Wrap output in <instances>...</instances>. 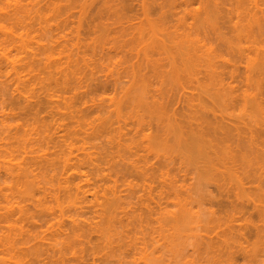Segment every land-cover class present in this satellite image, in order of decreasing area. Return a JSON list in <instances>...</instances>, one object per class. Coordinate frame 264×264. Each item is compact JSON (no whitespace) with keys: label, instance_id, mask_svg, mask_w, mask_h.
Here are the masks:
<instances>
[{"label":"rangeland","instance_id":"1","mask_svg":"<svg viewBox=\"0 0 264 264\" xmlns=\"http://www.w3.org/2000/svg\"><path fill=\"white\" fill-rule=\"evenodd\" d=\"M206 1L195 0L193 4L190 3L191 5L188 4V6H185L187 4H183V6H179L178 8L177 7L175 8L172 5V0H146V2H144L146 3V8L145 10L143 9L144 10L143 12L142 6L140 5V3L142 4L143 2H141L140 0H132V2L131 0H0V164H1L0 166V264H19L20 262H21L20 264H43L44 261L43 259H45L44 263L48 264L46 263V261L48 260L47 262H49V259L46 260L45 256L46 255L48 256L50 254L55 255L58 252L59 248H61L62 245H65L63 243L64 242L66 243V241H68L65 237L66 235L68 236L71 230L70 219L72 218L76 219V217H78L79 219L76 220L81 221L83 219L84 221V219L88 218V215L89 217H94L97 211H102V209L106 210V207H108L106 206L107 205L106 202L102 205L101 202L103 203L104 201H108L109 203L110 198L111 201H113L112 200L113 198L114 200H116L115 195L116 198L120 197L119 201L123 202L122 207H125L118 209V211L122 209H126V210L128 209L127 211H129L130 214L128 215L129 217L131 216L133 220L135 219L134 216L135 217L137 216V218H139L140 216L146 217L148 220L144 222L143 226L141 227L138 226L139 228L138 227L137 228L139 230L135 229L134 227L132 233L130 234L128 233L127 236L125 233L127 241H125L126 238L124 236V232H122L123 228L119 233H116L115 230V233L114 235H112V237L116 239L114 241L111 238L110 240L111 246H108L109 242H106L108 240L107 238H105L106 240L103 241L102 238H99L101 237L99 236L101 234H98L95 231L93 233L92 228L89 227L86 230L87 232L85 231L86 232L85 235L83 234L84 232H82V235L75 239L73 245L71 244L72 247H70L68 251L69 255L66 254L64 256V258L66 257L65 260L62 258L64 261L58 260L59 256L58 254H56V256H53L55 257L54 258L55 260H53L50 263L84 264L86 263L87 260L90 262L92 261L91 258L93 257L91 256H93V253H95L96 255L98 254L99 257H103L102 255H105L104 253H106L105 256H110L108 255L109 254L108 252H110L111 249L112 251L111 254L116 256V257L113 256V259L124 257L126 258L127 262L129 261V259H127L129 256L131 257L134 256L135 258V254H137L136 256L139 257V258L136 257L137 260L135 262L138 261L137 264L138 263L140 264H173L174 263L175 264V262L176 264L177 263L178 264L181 263L182 264H194V263L195 264H208V263L209 264H232V263L246 264V262L247 264L248 263L264 264V228H263L264 218H261L260 214L252 210L243 213L241 211L239 213V211L236 210L237 212L233 211L234 215L232 214L233 209L231 208L232 206H230L231 205L230 199L228 201L223 202L224 200H226L225 199L226 197L224 198L225 192L224 194H221V198H220L219 196L220 194L219 193H218L219 195L217 194V192H219V190H217L218 187L217 189H215L218 179L216 180L217 182L216 181L214 182V180L216 179L214 178V176L216 177L218 175L219 179H221V181H224L222 180L224 178H222L223 176L221 175V171H223L224 169L223 168L224 166L222 164L224 161L220 163L223 166L221 167L218 166V164L217 166L215 165V163L220 162V160L218 161L216 160L217 162H213V161L209 162L210 159L208 160V158L206 157H202V159L200 160L201 155L198 156V152L196 155L195 153L196 149L194 150L195 147L193 149L190 148L192 145V144L190 145L191 143L189 140L190 138H188L189 140L188 142L190 143L187 142L188 143L187 144L184 141L185 135H181L182 133H179L181 131L179 130L176 131V129L178 128L177 127L175 128L172 125L176 122V120L178 121L181 118V116L183 118V114L185 115L186 113H191L194 109L200 111L201 109L200 107H202L203 105L204 106L206 105L207 107H211L213 103V87L211 88V85H206V84H208L209 82L208 81L209 73L212 74L213 73L212 70L215 69L213 68V66L214 67L216 66L213 64L215 56L213 55L214 51H212V49L216 47L217 40L213 41V39L215 38H213L212 33L210 34L209 32H211V29L214 27L213 25H216L218 22L217 17L214 16V12H213L214 7L212 6L215 4L214 3L215 1L216 2L219 1L220 3L221 0H215V1L206 0ZM225 1L227 2V0ZM253 1L254 0H250L249 2V0H247L246 2L247 6H249L248 8L250 14V15L248 14L249 17L251 16L252 19L254 18L256 19L262 16L263 19L264 16L261 14V12H258L260 9L257 10L256 7L254 8V5H251L254 4ZM138 2L141 7L138 5ZM226 2L225 4H227ZM259 2L262 3L264 2V0L263 1L260 0ZM207 3L211 6H209ZM211 3H213V5ZM168 4L171 5V7L168 6ZM162 5L165 6L161 8ZM203 5H205V7ZM260 6H261L260 8L262 9L264 7V3L260 4ZM171 8L172 9L174 8L173 11ZM198 8H200L199 12H198ZM205 9L208 10L209 12L207 17L205 16L207 15L204 12L206 11ZM170 10L171 13H169ZM188 10H190V12ZM243 10L246 9H242L241 12ZM176 11H178L180 15L178 14L175 15L173 13ZM252 12L255 13L253 14ZM256 14L259 15L261 14V15L260 16L258 15L259 16L258 17ZM181 15L183 17L180 18H182L183 22L180 21L181 22L180 23L177 20H179L178 18ZM204 17L206 18L204 19ZM134 19L135 20L139 19L140 21L138 20L139 21L138 22L137 20L135 21ZM176 21L178 23V26L177 23L175 25ZM254 23L257 24L256 20L254 21ZM262 23H264V21ZM194 25L196 26V28L194 27ZM256 26L258 25H255L254 27ZM173 27H175L176 29L175 28L173 29ZM176 30L177 33L184 32L182 35L183 37L177 34L180 37V39L183 38L182 39L183 42L181 41L182 44L183 45L187 44L186 47L184 46L185 48L183 50L181 49L183 48L181 47L183 46L181 44H180L181 48L178 49L176 48L179 47L177 42H176L177 46H173V44H175L176 36L175 34L173 36H170V34L172 35V33H168V31L176 33ZM184 30L187 32V34ZM221 30L223 31V29ZM254 30H257V28H254ZM195 31L201 33L197 34ZM190 33L192 34L190 35ZM205 33H208L210 35H206ZM208 36L211 38L210 39L207 38ZM197 37L200 39H197ZM234 38L231 39V41L233 43L236 42L238 44L239 41L236 40L239 39H236L237 38L236 37L235 40ZM259 39L262 40L261 44L264 45L263 43L264 36L260 37ZM192 40L194 42H192ZM203 41L205 43H203ZM202 43L203 45L206 43L207 44L203 46ZM252 43L250 44L252 45ZM198 44L200 45L199 47H203V48H199L197 46ZM263 45L261 47H263ZM188 46L190 48H192L191 46H193V48L197 47L195 48L196 51L193 50L194 53L196 52L195 54L191 51L192 55H194L193 59L195 60V58H197V60L193 61L192 63L191 62L187 63L186 64L187 67L185 65L184 66L185 68L181 69L182 71L176 69L178 71L177 72L175 69H172L171 66V63L173 61L172 59H174L172 57L174 55L173 52L174 50H176L175 55L183 54L188 50L187 49L189 48ZM174 47L175 49H172ZM236 47L238 48V46ZM179 49L181 50L179 51ZM237 50L238 49L232 50L234 53L232 51H231L232 53L231 52L229 53V51H226L224 48H222L223 51L222 53L224 57L226 56L225 58H228V60L227 59L226 60L229 61V59L232 60V58L237 57L236 54ZM231 54L233 55V57ZM208 57L211 59L212 64H209L210 62L206 61V59L210 60ZM149 58L150 61L153 58L152 61L156 59L157 61L159 60V62L161 61L160 62L161 64L163 63L165 65L167 64L168 65L166 67L163 65L164 66V68H162L163 70H160L158 73H154L150 70L148 65L149 63L147 64L148 61L147 59ZM132 59H134L135 61ZM161 59L164 61H162ZM226 60L224 59V62H226ZM142 63H144L145 66ZM138 64L140 65V67ZM206 64H208L209 66H207ZM135 66H137V68ZM163 66H160V69ZM157 87L158 89H156ZM146 98L149 100V102ZM156 98L157 101L159 100L161 102L158 106L160 107L164 103L163 105L165 107H160L163 109L161 110L159 109V111L154 110L153 112H151L152 109L151 111L149 110V108H152L150 106L153 105L151 102L153 99L156 100ZM201 99H203L204 101L203 100L201 101ZM163 100L164 102H162ZM210 102H212L211 105ZM166 103H167V107H166ZM33 104H36V106ZM193 104L194 105L199 104V105L194 107ZM155 106L156 108H158L157 105ZM156 108L154 107L153 109ZM28 110L30 111L32 110V111L30 112ZM160 111L162 112L167 111L166 113H162L160 117V119L162 120L157 119L158 117H156L159 114H161L159 113ZM164 114L167 115L165 116ZM167 116L169 117L170 121L167 118ZM163 122L166 123L164 124ZM162 124H164L165 126L171 124L170 126H172L171 128H169L170 126L168 127L169 130L166 129L168 131L165 132V136L164 133L161 131L162 128L164 131V127H165ZM160 125H162V127ZM158 127H160L161 130ZM171 129L175 131V133H173V131L170 132ZM157 130L161 131L162 133L161 132L159 133ZM167 132L169 136L166 135ZM180 135L183 137H181ZM194 144L195 143H193V145ZM186 146L188 150L190 148V151L187 150ZM5 147L7 148V150L9 149L12 151L10 152L8 150L7 152V150H5L6 149ZM26 147H28L27 149L29 150H27ZM23 148H25V150ZM163 149L165 151H163ZM166 150L169 152V154L167 153ZM14 151L16 152L13 153ZM24 151L27 154L23 153ZM191 151H193L192 154ZM133 152L136 153L134 154ZM141 152H144V154ZM7 153H9L8 156ZM30 153L35 155L33 156ZM128 154L130 155V157ZM10 155L12 156L11 159H15V160L10 159L11 164L8 163L9 160H6L8 157H11ZM42 155L44 156V158L42 157ZM125 155H127L128 158H126ZM45 156H46V160H45ZM190 156H192V158ZM195 156L196 159H194ZM197 156L200 157L199 160ZM4 157L7 158L5 159ZM55 157L56 159H54ZM117 157L119 158L117 159ZM132 157H134V159ZM35 158L38 160V162L37 160H35ZM106 158L109 159L108 160L109 162L107 161ZM205 158L207 159L208 162H206ZM22 159L24 161L20 162ZM39 159H40V163H39ZM121 159L126 162L134 161V163L138 161V163L136 164L137 166H139L138 168L139 171L141 170L143 171L144 166L148 164L146 166V168L148 169L144 168L147 171V173L144 172L145 173L144 174L141 171L142 173L141 172L138 173L140 175H130V174L128 175L127 171L125 172L123 169H122L123 172L121 171L119 172V168H120L119 166L123 165L124 163V161H121ZM47 160L49 161L53 160L56 163L53 165L50 162L48 163L49 164L48 165L45 163V162H49ZM184 160L186 162H184ZM34 161H36L40 165H38ZM43 161L44 164L47 166L43 164ZM32 162L33 164H35L34 167L32 165ZM118 162L119 163L123 162V163L117 166ZM27 163L30 164L29 170L25 169L26 165L27 167L29 165ZM211 163H214V165ZM168 164L170 165L169 166L170 168L168 167ZM204 164L205 167L203 166ZM206 164L209 166L212 165L211 166L212 169L209 167L208 170V166ZM177 165L180 166L177 167ZM11 166L13 168H11ZM19 166L22 167L23 171L27 170L26 171L27 173L25 171L24 172L26 173V175L29 174L28 175L29 178H27V176L24 175L25 173L24 174L23 172L21 173L22 169H20ZM35 166H37L38 168ZM214 166L221 168V170L216 169L220 174L215 169L213 170V168H216ZM31 167H33L34 170L37 172L31 171L32 170ZM121 167L123 168L124 166ZM48 168H49V172H48ZM110 169H113V171ZM152 169L154 171H152ZM50 171L53 173H51ZM28 172H31V174ZM122 173L125 176H123ZM222 174H224L225 177H228L227 171L223 172ZM34 179L37 181H35ZM226 179L225 181H228ZM25 180H27L26 181L27 185L25 183ZM32 181L34 185L32 184ZM180 183L185 186L181 185ZM22 184L27 188L26 187L24 188ZM188 184H190L189 187ZM77 187L80 189H78ZM45 189L50 192L46 191ZM57 189L58 191L60 190V192H58ZM27 190H29V193ZM80 190H82L81 191L82 193L86 190L87 192L84 193L87 196L84 193H83L84 195L81 194V192H79ZM115 190L117 193H115ZM77 192L82 196L78 195ZM255 192H257V190ZM74 195L75 197H73ZM76 195L78 197H76ZM71 197L73 199H71ZM83 197H85L86 202ZM212 198H214L215 200ZM231 198L233 200V197ZM244 198L247 197H242L241 200ZM234 200H236L235 197ZM185 201H187L188 203H186ZM236 201L233 202L234 205L238 203ZM228 202L230 203V205H228L229 204ZM104 205L105 207H103ZM180 205L182 206L179 209ZM228 206L230 207L228 208ZM77 209H80L78 211H80L81 213H79ZM153 209L155 211H153ZM180 210H184L185 214L183 211L182 214H184L183 216L184 218H186V220L181 219V221L184 222L183 223L180 222L181 224L179 223L177 225V226L181 225L180 231L182 233L181 232L179 233L180 236H177L179 229L178 230L176 229L178 227L175 228L177 232L174 231L173 229V231L177 234L176 236L175 233H173V231L171 232L173 234L169 233L170 230L172 229V227L170 228L169 225L168 228L167 225L164 224L166 227L164 226L165 228L162 227L161 229V225L163 224L161 222L165 221V219L163 221L162 218L169 213L170 214L178 213V211ZM182 214L180 215L182 216ZM186 214L188 215V217H186L187 216ZM96 218H94V221ZM98 220L99 219H96V221ZM242 222L247 223L245 224L247 229H244L247 231L246 236L245 235L238 236L237 234L235 235V233H233L234 231L231 232V230L234 228V227L232 228L233 225H235V229H236V225L237 228H239L238 227L239 224H241L240 227L243 225ZM41 226L44 227L42 228ZM251 226L252 228H250ZM119 227L120 226H118V228ZM163 228L165 230H163ZM257 228L258 230L261 229L259 230V233L257 232L258 230H255ZM134 229L138 230L139 233L138 232L136 233ZM63 230L65 233L63 232ZM162 231H165L164 232L165 234L168 235L170 234L169 236H171L172 238L169 237V240L173 239L172 242L167 240L166 237H165L166 239L164 238L165 241L163 240L164 234L163 233H162L163 235L159 234ZM230 232L233 233L234 236L233 234L230 235ZM181 234L184 235L182 236ZM226 234H229L227 236H230V238L227 237L228 239L230 240L232 239L231 241H234V243L230 242L231 244L233 243V247L231 246V248L233 249L234 246L236 245L235 248L237 251L235 249L232 250L228 246L230 243L228 241L227 244L228 239L224 237L226 236ZM172 235H174V237ZM149 236L151 237L150 239ZM176 237L184 238L183 240L179 239L181 240L180 246H178L179 240L178 239L176 240ZM195 237L197 238V240ZM209 237L217 241V242L213 241L214 244L217 243L216 244L217 247L215 246L213 248L209 246V242L211 239ZM154 238L157 240H155ZM225 238L227 239L225 240L226 243L224 242ZM254 238L255 240H253ZM238 240L241 241L240 242L241 244L238 243L239 242ZM175 241H177L176 243H178L177 245L178 247L176 246ZM246 242L248 243L246 244ZM52 243H55L54 247L52 246L53 245ZM122 243H124L123 244L124 247L122 246ZM218 243H221L220 247L218 246ZM45 245L48 247H46ZM207 245L209 248H207ZM221 245H223L224 248ZM239 245L241 247L243 246L242 252H240L241 249L239 248L240 247ZM142 246H146L144 247L146 250V255H149V259L151 258V260L148 261L147 258L140 260V256L141 255L144 256L143 255L144 251L143 252L141 251L142 253L139 251L141 249L140 247ZM245 246H247V248ZM39 247H40L39 251L41 249L45 250L48 248V251H43V252L42 250L40 251L42 257L37 255V250ZM196 247L197 249H195ZM254 247L255 249L254 250L251 249V250L254 251V253L255 252L256 253L253 254L252 252V256L251 254H248L251 257L248 256L245 259V254H246L245 251L247 249H249L250 251V248H254ZM36 248L37 250H35ZM136 248H138L139 250H137ZM244 248H246V250ZM112 249L115 250L113 251ZM76 250L79 254L75 252ZM122 250L124 252L120 253L122 252ZM73 251L75 252L76 256L81 255L80 257L78 256L79 258L82 257V259L80 260L81 262L77 261V259H75L76 257L73 258L74 256ZM138 251L139 254L141 253L140 256L138 254ZM130 252L132 253V255ZM244 252L245 254H243ZM171 253L174 254L172 255ZM83 254L85 257L83 256ZM116 254L117 255L120 254L118 255L119 257ZM253 255L256 256L253 257ZM131 257H129L130 261H132ZM135 262L132 261V264H136ZM97 263L100 262L98 261Z\"/></svg>","mask_w":264,"mask_h":264},{"label":"bare ground","instance_id":"2","mask_svg":"<svg viewBox=\"0 0 264 264\" xmlns=\"http://www.w3.org/2000/svg\"><path fill=\"white\" fill-rule=\"evenodd\" d=\"M141 2H143L142 4L140 3V5L142 6V10L144 9L145 10V8H146V3H144V2H146V0L144 1V0H140ZM194 1L195 0H172V5H173V7H179V6H183V4H187V5H185V6H188V4L189 5H191V4H193L194 3ZM206 1V0H205ZM215 1V0H214ZM224 1V2H223ZM221 0V2L219 3V1L218 2H214L215 4L213 5V3H211L213 6L212 7H214V16H216L217 17V24L216 25H213L214 27L211 29V32H209L210 34L212 33V35H213V38H215V39H213V41L215 40H217V45H216V47L214 48V49H212V51H214L213 53V55L216 57H214V62H216V63H218V64H216V63H214L213 62V64L214 65H216L215 67L213 66V68H215V69H213L212 70V74L211 73H209V75H208V78H209V82H208V84H206V85H211V88L213 87V103L212 102H210V105H211V103H212V105H211V107H207L206 105L204 106H202V107H200L199 109H200V111L199 110H197V109H194L191 113H186L185 115L183 114V118H182V116H181V118L177 121L176 120V122L174 123V124H172L175 128L177 127L178 129H176V131L177 130H179V131H181V132H179V133H182L181 135H185V142L187 143L189 140H190V142H188V143H190V145H191V147L190 148H194V150L196 151H194L195 153H196V155H197V152H198V156L199 155H201L200 157H198L197 156V158H198V160H199V158H200V160L202 159V157H206V158H208V160L210 159V161L209 162H217L218 160H220V162H218V163H215V165L217 166V164H218V166H221V167H223L222 169H223V171H221V175L223 176L222 178H224V179H222V180H224V181H221V179H219V177H218V175L215 177L214 176V178H216L215 180L214 179H212V180H214V182L218 179V182L216 183V184H214V185H216V188L215 189H217V187H218V189L217 190H219V192H217V194L220 196V198H221V194H224V192H225V194H224V198L226 199V200H224L223 202H225V201H228L229 199H230V203H231V205H230V203L228 204V205H230V206H232L231 208L233 209L232 210V214H233V211H235V212H237L236 210H238L239 211V213H240V211L243 213V212H247V211H249V210H252V211H255V212H257L258 214H260L261 215V218H264L263 216H264V49H263V47H264V45L263 44H261L262 43V38L261 39H259L260 37H262V36H264V23H262L263 21H264V18L262 19V16H260L261 14L264 16V7L261 9L260 7V4H263L264 2H262V3H260L258 0H254L253 2H254V4H251V5H254V8L256 7V9L258 10V9H260L258 12H261V14L259 15V14H256L259 18H254V19H252L251 18V16L249 17V10H248V8H249V6H247V4H246V2H247V0H227V2L225 1V0ZM263 1V0H262ZM131 2H132V0H131ZM137 2V1H136ZM169 2V1H168ZM204 2V1H203ZM207 2V1H206ZM225 2L227 3V4H225ZM249 2H250V0H249ZM154 3V2H153ZM153 3H152V5H153ZM159 3V2H158ZM191 3V4H190ZM226 5H224V4ZM230 5H229V4ZM251 3H252V1H251ZM260 3V4H259ZM162 4V3H161ZM165 4V3H164ZM208 4V3H207ZM222 4V5H221ZM138 5H139V2H138ZM139 5V6H140ZM201 5H202V3H201ZM209 5V4H208ZM207 5V6H208ZM223 5H224V7H223ZM106 6V5H105ZM104 6V7H105ZM123 6V5H122ZM140 6V7H141ZM163 6H165V5H162V7L161 8H163ZM168 6H170L171 7V5H169L168 4ZM204 7H205V5H203ZM209 6H211V5H209ZM228 6H230V7H228ZM169 7V8H170ZM192 7H193V5H192ZM243 7H246V8H243ZM252 7V6H251ZM160 8V9H161ZM180 8H182V7H180ZM185 8V7H184ZM200 8H203V7H200ZM200 8H198V12H199V9ZM241 8V9H240ZM132 9H134V8H132ZM141 9V8H140ZM149 9V8H148ZM160 9H159V11H160ZM172 9V8H171ZM174 9V8H173ZM173 9H172V11H173ZM186 9V8H185ZM184 9V10H185ZM188 9H190V8H188ZM194 9V8H193ZM196 9H197V7H196ZM195 9V10H196ZM239 9H240V11H239ZM242 9H246V10H243L242 12H241V10ZM136 10V9H135ZM144 10H143V12H144ZM192 10V9H191ZM206 10V9H205ZM253 10V9H252ZM255 10V9H254ZM256 10V11H257ZM178 11H179V9H178ZM178 11H176V12H173L175 15H180L179 13H180V11H179V13H178ZM187 11V10H186ZM189 12H190V10H188ZM201 11H203V10H201ZM210 11V10H209ZM248 11V12H247ZM251 11V10H250ZM148 12V11H147ZM150 12V11H149ZM183 12V11H182ZM196 12V11H195ZM194 12V13H195ZM205 12V14H207V15H205L206 17L208 16V14H209V12H208V10H206V11H204ZM207 12V13H206ZM169 13H171V10H170V12ZM186 13V12H185ZM197 13V12H196ZM253 13V12H252ZM255 13V12H254ZM253 13V14H254ZM138 14H139V12H138ZM191 14V13H190ZM217 14V15H216ZM249 14V15H248ZM252 14V15H253ZM170 15V14H169ZM202 15V14H201ZM135 16V15H134ZM142 16V15H141ZM144 16V15H143ZM146 16V15H145ZM184 16H186V15H184ZM190 16V15H189ZM213 16V15H212ZM257 16H254V17H257ZM165 17V16H164ZM167 17V16H166ZM173 17H174V15H173ZM177 17V16H176ZM180 17H183L182 15L181 16H179V20H177V18H176V20L177 21H182L183 22V20H182V18H180ZM193 17V16H192ZM206 17H204V19L206 18ZM211 17V16H210ZM122 18V17H121ZM189 18V17H188ZM194 18V17H193ZM193 18H191V19H193ZM145 19H147V18H145ZM181 19V20H180ZM187 19V18H186ZM212 19V18H211ZM135 20V19H134ZM137 20V19H136ZM135 20V21H136ZM139 20V19H138ZM137 20V21H138ZM142 20H143V18H142ZM169 20V19H168ZM172 20H174V19H172ZM190 20V19H189ZM197 20V19H196ZM256 20V23L257 24H255L254 23V21ZM261 20H263V21H261ZM135 21H133V22H135ZM140 21V20H139ZM138 21V22H139ZM177 21L175 22V25H176V23H177ZM192 21V20H191ZM194 21V20H193ZM205 21V20H204ZM212 21V20H211ZM215 21V20H214ZM132 22V21H131ZM181 23V22H180ZM191 23V22H190ZM138 24V23H137ZM142 24V23H141ZM167 24H168V22H167ZM196 24V23H195ZM258 25V26H256V27H254L255 25ZM165 25H166V23H165ZM182 25V24H181ZM193 25V24H192ZM197 25V24H196ZM143 26V25H142ZM177 26H178V23H177ZM177 26H176V28H177ZM180 26V25H179ZM160 27V26H159ZM170 27V26H169ZM190 27V26H189ZM194 27L196 28V26L194 25ZM140 28H142V27H140ZM175 27H173V29H174ZM175 28V29H176ZM254 28H257V30H254ZM161 29V28H160ZM170 29V28H169ZM221 29H223V31L221 30ZM163 30V29H162ZM179 30V29H178ZM189 30V29H188ZM192 30V29H191ZM140 31H142V30H140ZM166 31V30H165ZM182 31V30H181ZM185 31V30H184ZM199 31V30H198ZM196 32L197 34H200L201 32ZM139 32V31H138ZM160 32V31H159ZM186 32V31H185ZM153 33V32H152ZM164 33V32H163ZM167 33V32H166ZM168 33H172V35L170 34V36H173L174 34H175V36H176V39H175V44H176V42H177V44L179 45V47H176L177 49L178 48H181V47H183V48H181L182 50L187 46V44H182V42H183V33L184 32H182V33H177V30H176V33L175 32H171V31H168ZM195 33V34H196ZM139 34V33H138ZM180 36H182L181 38L182 39H180V37L178 36V35ZM186 34H187V32H186ZM192 33H190V35H191ZM206 35H210V34H208V33H205ZM119 35V34H118ZM117 35V36H118ZM205 35V36H206ZM212 35H211V37H212ZM123 36V35H122ZM136 36V35H135ZM160 36V35H159ZM197 36V35H196ZM196 36H195V38H196ZM132 37V36H131ZM148 37V36H147ZM211 37H207V38H211ZM236 39H239V40H236ZM251 37H253V38H251ZM121 38V37H120ZM140 38V37H139ZM179 39V41H178V39ZM235 39L236 41H239L238 42V44L236 43V42H232L231 41V39ZM166 39V38H165ZM174 39V38H173ZM197 39H200V38H198L197 37ZM202 39V38H201ZM212 39H211V41H212ZM168 40V39H167ZM190 40V39H189ZM171 41V40H170ZM182 41V42H181ZM198 41H200V40H198ZM205 41V40H204ZM203 41V43H205ZM210 41V40H209ZM251 41V42H250ZM264 41V40H263ZM192 42H194L193 40H192ZM232 42V43H231ZM245 42V43H244ZM252 43V45L250 44H247V43ZM255 42V43H254ZM160 43V42H159ZM187 43H188V41H187ZM189 43H191V42H189ZM203 43H202V45H203ZM209 43V42H208ZM236 43V44H235ZM264 43V42H263ZM175 44H173V46H177V44L175 45ZM180 44L181 45H183V46H181L180 47ZM199 44H200V42H199ZM197 45L198 47L200 46V45ZM207 44V43H206ZM206 44H204V45H206ZM235 46H234V45ZM247 44V45H246ZM123 45V44H122ZM203 45V46H204ZM263 45V47H261ZM185 46V47H184ZM190 46V45H189ZM188 46V47H189ZM193 46H195V45H193ZM193 46H191L192 48H193ZM236 46H238V48L236 47ZM135 47V46H134ZM168 47V46H167ZM170 47V46H169ZM128 48V47H127ZM187 48L188 50L185 52V53H183V54H176L175 55V51L176 50H174V55L172 56L174 59H172L173 61H172V63H171V66H172V69H179V71H182L181 69H184L185 67V65L187 64V63H192L193 61H196L197 60V58H195V60L193 59L194 57V55H192V53H191V51L193 52V50L194 51H196V49L195 48H197V47H195V48ZM199 48H203V47H199ZM198 48V49H199ZM205 48V47H204ZM212 48V47H211ZM211 48H210V51H211ZM222 48H224L226 51H229V53L232 51V50H235V49H238L237 50V57L235 58H232V60L231 59H229V61H227L228 60V58H225L224 56H223V51H222ZM132 49H134V48H132ZM154 49V48H153ZM172 49H175V47L174 48H172ZM181 49H179V51L181 50ZM207 49V48H206ZM115 50V49H114ZM125 50H126V48H125ZM139 50V49H138ZM155 50V49H154ZM128 51V50H127ZM156 51V50H155ZM178 51V50H177ZM221 51V52H220ZM137 52H139V51H137ZM147 52H148V50H147ZM161 52V51H160ZM233 52V51H232ZM231 52V53H232ZM236 52V51H235ZM163 53V52H162ZM180 53V52H179ZM194 53V52H193ZM196 53V52H195ZM194 53V54H195ZM234 53V52H233ZM2 54V53H1ZM139 54V53H138ZM165 54V53H164ZM216 54V55H215ZM239 54V55H238ZM135 55H137V54H135ZM134 55V56H135ZM210 55V54H209ZM232 55V54H231ZM162 56V55H161ZM146 57V56H145ZM151 57V56H150ZM163 57V56H162ZM166 57V56H165ZM232 57H233V55H232ZM137 58H139V57H137ZM144 58V57H143ZM142 58V59H143ZM154 58V57H153ZM152 58V59H153ZM164 58V57H163ZM169 58V57H168ZM209 58V57H208ZM221 58V59H220ZM152 59H151V61H150V58L149 59H147L148 61H147V64L149 65V68H150V70L152 71V72H154V73H158L160 70H163L162 68H164V66L166 67L167 65H165V64H161L160 62H159V60L157 61L156 59L155 60H153L152 61ZM210 59V58H209ZM224 59L226 60V62H224ZM33 60V59H32ZM132 60H134V59H132ZM162 60V59H161ZM215 60H218V61H215ZM135 61V60H134ZM142 61V60H141ZM162 61H164V60H162ZM205 61V60H204ZM203 61V62H204ZM206 61H209L210 63L209 64H212V62H211V59L210 60H207L206 59ZM212 61H213V58H212ZM228 62V63H227ZM117 63H118V61H117ZM145 63V62H144ZM144 63H142L143 65H144ZM207 63V62H206ZM226 63V64H225ZM141 64V63H140ZM195 64V63H194ZM197 64V63H196ZM32 65V64H31ZM117 65V64H116ZM132 65H134V64H132ZM139 65V64H138ZM148 65H146V66H148ZM164 65V66H163ZM191 65V64H190ZM207 66H209L208 64H206ZM142 66V65H141ZM145 66V65H144ZM160 66H163V67H161V69H160ZM193 66V65H192ZM199 66V65H198ZM210 66H212V65H210ZM121 67V66H120ZM136 68H137V66H135ZM139 67H140V65H139ZM138 67V68H139ZM143 67V66H142ZM186 67H187V65H186ZM168 68V67H167ZM197 68V67H196ZM141 69V68H140ZM123 70V69H122ZM176 70V71H177ZM209 70H211V69H209ZM146 72V71H145ZM144 72V73H145ZM178 72V71H177ZM208 73V72H207ZM155 75V74H154ZM170 75V74H169ZM179 75V74H178ZM156 77V76H155ZM141 78V77H140ZM147 79V78H146ZM150 79V78H149ZM159 80V79H158ZM141 81H143V80H141ZM146 81V80H145ZM161 82V81H160ZM146 83V82H145ZM156 83V82H155ZM148 84V83H147ZM152 84V83H151ZM201 84V83H200ZM156 86V85H155ZM160 88V87H159ZM164 88V87H163ZM156 89H158V87L156 88ZM169 91V90H168ZM212 91V90H211ZM171 92V91H170ZM209 92V91H208ZM172 93V92H171ZM210 93V92H209ZM209 93H207V94H209ZM212 94V93H211ZM149 95V94H148ZM165 95V94H164ZM199 95H201V94H199ZM160 96H161V94H160ZM170 96V95H169ZM211 96V95H210ZM166 97V96H165ZM207 97V96H206ZM205 97V98H206ZM155 98V97H154ZM208 98V97H207ZM147 99V98H146ZM150 99V98H149ZM152 99V98H151ZM183 99V98H182ZM191 99H193V98H191ZM190 99V100H191ZM148 100V99H147ZM155 101V103H154V101ZM152 100V106H150V107H152V108H149V110L151 111V109H152V111L151 112H153L154 110L156 111V110H158L159 111V109L161 110V109H163V108H160V107H165L163 104V106L161 105L160 107L158 106L161 102L158 100L157 101V98H156V100L155 99H153ZM167 100V99H166ZM179 100H180V98H179ZM203 99H201V101H202ZM170 101V100H169ZM204 101V100H203ZM208 101V100H207ZM49 102V101H48ZM148 102H149V100H148ZM162 102H164V100L162 101ZM178 102H180V101H178ZM208 103V102H207ZM178 104V103H177ZM200 104V103H199ZM198 104V105H199ZM206 104V103H205ZM209 104V103H208ZM33 105H35L36 106V104H33ZM150 105V104H149ZM155 105H157V107L158 108H156V106ZM194 105V104H193ZM198 105H194V107H196V106H198ZM40 106V105H39ZM182 106V105H181ZM191 106V105H190ZM209 106V105H208ZM147 107V106H146ZM156 108V109H153V108ZM166 107H167V103H166ZM32 108V107H31ZM173 108V107H172ZM190 108V107H189ZM188 108V109H189ZM33 110V109H32ZM31 110V111H32ZM164 110H166V109H164ZM187 110V109H186ZM28 111H30V110H28ZM30 111V112H31ZM55 111V110H54ZM163 111V110H162ZM162 111H160L159 113H161V114H159L158 116H156V117H158L157 119H160V117H161V115H162V113H166V112H162ZM173 111V110H172ZM175 111V110H174ZM177 111V110H176ZM34 112V111H33ZM39 112V111H38ZM150 112V113H151ZM169 112V111H168ZM179 112V111H178ZM189 112V111H188ZM57 113V112H56ZM63 113V112H62ZM147 113V112H146ZM177 113V112H176ZM28 114V113H27ZM32 114V113H31ZM50 114H51V112H50ZM58 114V113H57ZM156 114V113H155ZM150 115V114H149ZM165 115V114H164ZM167 115V114H166ZM165 115V116H166ZM175 115V114H174ZM181 115V114H180ZM154 116V115H153ZM53 117V116H52ZM67 117V116H66ZM162 118H163V116H162ZM166 118V117H165ZM164 118V119H165ZM167 118L169 119V117L167 116ZM171 118V117H170ZM176 118V117H175ZM173 119V118H172ZM172 119H171V121H172ZM34 120V119H33ZM160 120H162V119H160ZM59 121V120H58ZM166 121H167V119H166ZM169 121H170V119H169ZM169 121H168V123H169ZM175 121V120H174ZM160 122V121H159ZM164 123V122H163ZM166 123V122H165ZM164 123V124H165ZM158 124V123H157ZM164 124H162L163 126H165ZM162 125H160L161 127H162ZM171 125V124H170ZM170 125H168V126H165V127H167V128H165L164 127V131H163V128H162V130L160 129V127H158L163 133H164V136H165V132L166 131H168L169 130V128H171L172 126H170ZM158 126V125H157ZM156 126V127H157ZM170 126V127H169ZM169 127V128H168ZM157 128V129H158ZM166 129H168V130H166ZM173 129V128H172ZM171 129V131L170 132H172L173 130ZM156 131V130H155ZM159 133L161 132V131H159V130H157ZM54 132V131H53ZM161 132V133H162ZM173 133H175V131H173ZM177 133V132H176ZM150 134V133H149ZM166 135H168V132L166 133ZM175 135V134H174ZM177 135V134H176ZM180 135V136H181ZM191 135V136H190ZM169 136V135H168ZM188 136V137H187ZM148 137V136H147ZM181 137H183V136H181ZM44 138V137H43ZM56 138V137H55ZM58 138V137H57ZM166 138V137H165ZM169 138V137H168ZM188 138H190L189 140H188ZM21 139V138H20ZM53 139V138H52ZM150 139H151V137H150ZM194 141H193V140ZM56 140V139H55ZM60 140V139H59ZM163 140H165V139H163ZM179 140V139H178ZM183 140V139H182ZM21 141V140H20ZM19 141V142H20ZM168 141V140H167ZM192 141H193V143H195L194 145H193V143H192ZM196 141V142H195ZM38 142V141H37ZM148 142V141H147ZM155 142V141H154ZM153 142V143H154ZM158 142V141H157ZM35 143V142H34ZM149 143H150V141H149ZM182 143H184V142H182ZM187 143V144H188ZM40 144V143H39ZM42 144V143H41ZM48 144V143H47ZM155 144V143H154ZM158 144V143H157ZM168 144V143H167ZM186 144V145H187ZM23 145V144H22ZM156 145V144H155ZM166 145V144H165ZM179 145V144H178ZM24 146H25V144H24ZM38 146V145H37ZM146 146V145H145ZM151 146H153V145H151ZM167 146V145H166ZM165 146V147H166ZM169 146V145H168ZM16 147V146H15ZM43 147V146H42ZM162 147V146H161ZM182 147H184V146H182ZM6 148V147H5ZM11 148V147H10ZM14 148V147H13ZM12 148V149H13ZM18 148V147H17ZM28 147H26V149H27ZM147 148V147H146ZM160 148V147H159ZM167 148V147H166ZM186 148H187V146H186ZM190 148H189V150H188V148H187V150L188 151H190ZM20 149V148H19ZM24 150H25V148H23ZM33 149H34V147H33ZM128 149V148H127ZM157 149V148H156ZM155 149V150H156ZM169 149V148H168ZM182 149V148H181ZM5 150H7V148L5 149ZM9 150V149H8ZM8 150H7V152H8ZM27 150H29V149H27ZM30 150H32V149H30ZM38 150V149H37ZM45 150V149H44ZM60 150V149H59ZM170 150H171V148H170ZM185 150V149H184ZM10 152L12 151V150H9ZM70 151V150H69ZM119 151V150H118ZM133 151V150H132ZM163 151H165L164 149H163ZM167 151V150H166ZM183 151V150H182ZM16 151H14L13 153H15ZM28 152V151H27ZM43 152V151H42ZM46 152V151H45ZM61 152V151H60ZM117 152V151H116ZM120 152V151H119ZM125 152V151H124ZM128 152V151H127ZM179 152V151H178ZM187 152V151H186ZM192 152L193 151H191V154H192ZM6 153V152H5ZM23 153H25V151L23 152ZM33 153V152H32ZM134 153V152H133ZM136 153V152H135ZM134 153V154H135ZM141 153H143L144 154V152H141ZM167 153L169 154V152L167 151ZM172 153V152H171ZM194 153V154H195ZM8 154L9 153H7V156H8ZM25 154H27V153H25ZM31 154V153H30ZM29 154V155H30ZM38 154V153H37ZM59 154V153H58ZM116 154V153H115ZM127 154V153H126ZM131 154V153H130ZM161 154V153H160ZM190 154V153H189ZM190 154V155H191ZM14 155V154H13ZM31 155H33V154H31ZM35 155V154H34ZM33 155V156H34ZM47 155V154H46ZM129 155V154H128ZM133 155V154H132ZM163 155H164V153H163ZM172 155V154H171ZM188 155V154H187ZM6 156V155H5ZM11 156V155H10ZM28 156V155H27ZM27 156H26V158H27ZM60 156V155H59ZM126 156V158H128L127 157V155H125ZM125 156H124V158H125ZM139 156H140V154H139ZM160 156V155H159ZM167 156V155H166ZM178 156V155H177ZM184 156V155H183ZM17 157V156H16ZM38 157V156H37ZM42 157L44 158V156L42 155ZM57 157V156H56ZM56 157L54 158V159H56ZM129 157H130V155H129ZM171 157V156H170ZM174 157V156H173ZM186 157V156H185ZM191 158H192V156H190ZM189 157V158H190ZM5 158V157H4ZM7 158V157H6ZM5 158V159H6ZM12 158V156L11 157H8L6 160H9V162L8 163H10L11 164V160H15V159H11ZM13 158H14V156H13ZM60 158V157H59ZM104 158V157H103ZM119 157H117V159H118ZM133 159H134V157H132ZM162 158V157H161ZM178 158V157H177ZM205 158V159H206ZM11 159V160H10ZM100 159H102V158H100ZM99 159V160H100ZM107 159V158H106ZM114 159V158H113ZM182 159V158H181ZM194 159H196V156L194 157ZM205 159H203V160H205ZM35 160H37L36 158H35ZM45 160H46V156H45ZM105 160V159H104ZM109 159H107V161H108ZM193 160V159H192ZM192 160H190V161H192ZM198 160H197V162H198ZM215 160V161H214ZM217 160V161H216ZM22 161H24L23 159L20 161V162H22ZM47 161H49V160H47ZM56 161V160H55ZM59 161V160H58ZM115 161V160H114ZM118 161H120V160H118ZM121 161H124V160H122L121 159ZM131 161V160H130ZM136 161V160H135ZM146 161V160H145ZM168 161V160H167ZM170 161H172V160H170ZM224 161V162H223ZM2 162H5V161H2ZM7 162V161H6ZM29 162V161H28ZM34 162H36V161H34ZM37 162H38V160H37ZM36 162V163H37ZM52 163L53 165L56 163V162H54L53 160L52 161H49V162H45L46 164H48V163ZM109 162V161H108ZM113 162V161H112ZM144 162V161H143ZM147 162V161H146ZM174 162V161H173ZM182 162V161H181ZM184 162H186L185 160H184ZM183 162V163H184ZM196 162V161H195ZM206 162H208L207 161V159H206ZM221 162H223L222 164H223V166H222V164H220ZM30 163V162H29ZM29 163H27V164H29ZM39 163H40V159H39ZM41 163H42V161H41ZM123 163V162H122ZM121 162L119 163L118 162V164H117V166H119L120 164H122ZM125 163V164H124ZM124 163H123V165H121V166H124L123 168L121 167V166H119V167H117V168H119V172L121 171V172H123V170L126 172L127 171V173H128V175L130 174V175H140V174H138V173H140L141 171H139V166H137V164L136 163H138V161L137 162H135L134 163V161H131V162H126V161H124ZM168 163V162H167ZM203 163H205V162H203ZM16 164H17V161H16ZM31 164V163H30ZM30 164L28 165V167H27V165H26V167H25V169H28L29 170V167H30ZM38 164V163H37ZM43 164H44V161H43ZM108 164V163H107ZM106 164V165H107ZM181 164V163H180ZM185 164V163H184ZM197 164V163H196ZM201 164V163H200ZM208 164V163H207ZM206 164V165H207ZM210 164V163H209ZM211 164H213L214 165V163H211ZM8 165V164H7ZM32 165H33V167H34V165L35 164H33V162H32ZM38 165H40V164H38ZM45 165V164H44ZM49 165V164H48ZM61 165V164H60ZM59 165V166H60ZM105 165V166H106ZM111 165V164H110ZM139 165V164H138ZM145 165V164H144ZM148 165V164H147ZM146 165V166H147ZM167 165V164H166ZM0 166H1V164H0ZM45 166H47V165H45ZM56 166H57V164H56ZM141 166V165H140ZM143 166V165H142ZM146 166H144V168H146ZM154 166V165H153ZM170 165L168 164V167H169ZM180 166V165H179ZM178 165H177V167H179ZM188 166V165H187ZM200 166V165H199ZM204 167H205V164L203 165ZM208 166V170H209V167L212 169V165H207ZM206 166V167H207ZM216 166H214V167H216ZM7 167V166H6ZM5 167V168H6ZM9 167V166H8ZM13 167H14V165H13ZM12 166H11V168H13ZM17 167V166H16ZM20 167V166H19ZM33 167H31L32 168V170L31 171H35L34 170V168ZM35 167H37V166H35ZM41 167H43V166H41ZM49 167V166H48ZM108 167V166H107ZM106 167V168H107ZM151 167V166H150ZM202 167V166H201ZM200 167V168H201ZM38 168V167H37ZM46 168V167H45ZM53 168V167H52ZM94 168V167H93ZM143 168V173L144 172H146L147 173V171L145 170ZM152 168V167H151ZM170 168V167H169ZM185 168H186V166H185ZM218 168H220V167H216V168H213V170L215 169H217V170H221V168L220 169H218ZM7 169V168H6ZM10 169V168H9ZM20 169H22V167H20ZM19 169V170H20ZM123 169V170H122ZM140 169H141V167H140ZM146 169H148V168H146ZM199 169V168H198ZM203 169V168H202ZM201 169V170H202ZM210 169V170H211ZM16 170H18V169H16ZM55 170V169H54ZM103 170V169H102ZM106 170V169H105ZM110 170H112L113 171V169H110ZM116 170V169H115ZM115 170H114V172H115ZM118 170V169H117ZM145 170V171H144ZM156 170V169H155ZM187 170V169H186ZM207 170V169H206ZM207 170V171H208ZM216 170V171H217ZM228 172V177H225V173L224 174H222L223 172H226V171ZM21 171V170H20ZM25 171V170H24ZM23 171V169H22V171H21V173L23 172V174L27 171H25L24 172ZM148 171H150V170H148ZM152 171H154L153 169H152ZM162 171V170H161ZM164 171V170H163ZM35 172H37V171H35ZM35 172H33V173H35ZM44 172V171H43ZM48 172H49V168H48ZM51 172V171H50ZM55 172V171H54ZM141 172V173H142ZM218 172V171H217ZM13 173V172H12ZM17 173V172H16ZM20 173V174H21ZM27 173V172H26ZM26 173L24 174L25 176H27V178H29L28 177V175H26ZM28 173H30L31 174V172H28ZM40 173H41V171H40ZM46 173H47V171H46ZM51 173H53V172H51ZM105 173V172H104ZM108 173V172H107ZM126 173V174H127ZM164 173V172H163ZM163 173H162V175H163ZM168 173V172H167ZM179 173V172H178ZM188 173V172H187ZM186 173V174H187ZM212 173V172H211ZM219 173V172H218ZM7 174V173H6ZM11 174V173H10ZM43 174V173H42ZM120 174V173H119ZM123 174V173H122ZM122 174H121V176H122ZM145 174V173H144ZM154 174V173H153ZM169 174V173H168ZM209 174V173H208ZM220 174V173H219ZM19 175V174H18ZM198 175V174H197ZM220 175V176H221ZM8 176H9V174H8ZM12 176V175H11ZM17 176V175H16ZM38 176H39V174H38ZM86 176V175H85ZM111 176V175H110ZM120 176V177H121ZM123 176H125L124 174H123ZM127 176V175H126ZM143 176V175H142ZM188 176V175H187ZM187 176H185V177H187ZM14 177V176H13ZM22 177V176H21ZM53 177V176H52ZM115 177V176H114ZM129 177H131V176H129ZM169 177V176H168ZM180 177V176H179ZM190 177V176H189ZM200 177V176H199ZM218 177V178H217ZM35 178V177H34ZM221 178V177H220ZM227 178V179H226ZM31 179V178H30ZM45 179V178H44ZM160 179H161V177H160ZM178 179V178H177ZM204 179V178H203ZM207 179V178H206ZM225 179L226 180H228V181H225ZM28 180V179H27ZM27 180H25V183H26V181ZM35 180V179H34ZM86 180V179H85ZM110 180V179H109ZM154 180V179H153ZM172 180V179H171ZM175 180V179H174ZM173 180V181H174ZM211 180V181H212ZM35 181H37V180H35ZM66 181V180H65ZM107 181H108V179H107ZM125 181V180H124ZM127 181V180H126ZM140 181H141V179H140ZM148 181V180H147ZM163 181V180H162ZM170 181V180H169ZM181 181H183V180H181ZM205 181V180H204ZM207 181V180H206ZM17 182V181H16ZM40 182V181H39ZM133 182V181H132ZM180 182V181H179ZM179 182H177V183H179ZM23 183V182H22ZM24 183V184H25ZM36 183V182H35ZM151 183H153V182H151ZM165 183H167V182H165ZM182 183V182H181ZM180 183V184H181ZM206 183V182H205ZM204 183V184H205ZM258 183V184H257ZM32 184L34 185V183H33V181H32ZM81 184V183H80ZM148 184H150V183H148ZM173 184V183H172ZM179 184V185H180ZM192 184H193V182H192ZM199 184V183H198ZM23 185V184H22ZM26 185H27V183H26ZM82 185V184H81ZM117 185V184H116ZM137 185V184H136ZM152 185V184H151ZM181 185H183V184H181ZM189 185L190 184H188V187H189ZM201 185V184H200ZM210 185V184H209ZM41 186V185H40ZM80 186V185H79ZM146 186V185H145ZM150 186V185H149ZM175 186V185H174ZM183 186H185V185H183ZM182 186V187H183ZM23 187L25 188L26 186H24L23 185ZM29 187H30V185H29ZM66 187V186H65ZM72 187V186H71ZM191 187H192V185H191ZM24 188H23V190H24ZM27 188V187H26ZM34 188V187H33ZM67 188H69V187H67ZM75 188V187H74ZM73 188V189H74ZM78 188V187H77ZM150 188V187H149ZM163 188H164V186H163ZM169 188V187H168ZM200 188V187H199ZM31 189V188H30ZM64 189V188H63ZM78 189H80V188H78ZM117 189V188H116ZM152 189V188H151ZM165 189H167V188H165ZM179 189V188H178ZM210 189V188H209ZM223 189H225V190H223ZM257 190V192H255L256 190ZM32 190V189H31ZM46 190V189H45ZM72 190V189H71ZM118 190V189H117ZM185 190V189H184ZM206 190V189H205ZM208 190V189H207ZM227 190V191H226ZM259 190V191H258ZM28 191V193H29V190H27ZM46 191H48V190H46ZM57 191H58V189H57ZM78 191V190H77ZM82 190H80L79 192H81ZM48 192H50V191H48ZM48 192H47V194H48ZM58 192H60V190L58 191ZM66 192V191H65ZM84 192H87L86 190L84 191ZM83 192V193H84ZM179 192V191H178ZM187 192V191H186ZM210 192V191H209ZM68 193V192H67ZM72 193V192H71ZM82 192H81V194H83ZM113 193V192H112ZM115 193H117L116 192V190H115ZM175 193H176V191H175ZM190 193V192H189ZM50 194V193H49ZM52 194H53V192H52ZM70 194V193H69ZM73 194H74V192H73ZM77 194H78V192H77ZM81 194H78V195H81ZM85 194V193H84ZM83 194V195H84ZM150 194V193H149ZM195 194V193H194ZM193 194V195H194ZM213 194V193H212ZM54 195H56V194H54ZM86 195V194H85ZM182 195V194H181ZM187 195V194H186ZM196 195V194H195ZM82 196V195H81ZM80 196V197H81ZM87 196V195H86ZM113 196V195H112ZM117 196H119V195H117ZM180 196V195H179ZM178 196V197H179ZM199 196V195H198ZM217 196V195H216ZM215 196V197H216ZM218 196V197H219ZM73 197H75V195L73 196ZM76 197H78L77 195H76ZM138 197V196H137ZM142 197H144V196H142ZM147 197V196H146ZM152 197V196H151ZM162 197V196H161ZM168 197V196H167ZM166 197V198H167ZM184 197V196H183ZM212 197V196H211ZM223 197V196H222ZM228 197V198H227ZM231 197H233V200H232V198ZM234 197H235V199L237 200H234ZM242 197H247V198H244V199H242L241 200V198ZM51 198V197H50ZM57 198V197H56ZM59 198V197H58ZM62 198V197H61ZM84 198V200H85V202H86V199H85V197H83ZM87 198V197H86ZM153 198V197H152ZM186 198H187V196H186ZM217 198V197H216ZM45 199V198H44ZM54 199V198H53ZM71 199H73L72 197H71ZM79 199V198H78ZM82 199V198H81ZM108 199V198H107ZM115 199L116 200H114V198L112 199L113 201H111V198L109 199L110 200V202L108 203V201H104L103 203L101 202V205L102 204H104L105 202H106V206H108V207H106V210L104 209H102V211H97L96 213H95V216L94 217H89V215H88V218H86V219H84V221H83V219L80 221V220H76V219H79L78 217H76V219H74V218H72V219H70L71 220V230H70V232H69V234H68V236L66 235V239L68 240V241H66V243L64 242L63 244H65V245H62L61 246V248L63 247V246H66V247H63L62 249L61 248H59V250H58V252L56 253V254H58V260H65L66 259V257L64 258V256L66 255V254H68V251H69V249H70V247H72V245H73V242L75 241V239L77 238V237H79V236H81L82 235V232H84L83 234L85 235V233L87 232L86 230H87V228H89V227H91L92 228V230H93V233H94V231L95 232H97L98 234H101V235H99V236H101V237H99V238H102V240L104 241V240H106L105 238H107L108 240L106 241V242H109V245L108 246H111L110 245V240H111V238L115 241V239H114V237H112V235H114V233H115V230H116V233H119V232H121V229H122V232H124V236H125V233H126V236H127V234L129 233H132V230H133V228L135 227V229H138L139 227H141V226H143V224H144V222H146V220H148L146 217H142V216H138L139 218H137V216L135 217L134 216V220L132 219V217L130 216L129 217V211H127L126 209H122V210H120V211H118V209H121V208H125V207H122L123 205H122V203L123 202H121V201H119V199H120V197H117L116 198V195H115ZM178 199V198H177ZM196 199V198H195ZM198 199V198H197ZM209 199V198H208ZM212 199H214V198H212ZM75 200H76V198H75ZM138 200V199H137ZM148 200V199H147ZM153 200V199H152ZM170 200V199H169ZM182 200H183V198H182ZM189 200V199H188ZM215 200V199H214ZM214 200H212V201H214ZM220 200V199H219ZM74 201V200H73ZM80 201V200H79ZM82 201V200H81ZM140 201V200H139ZM162 201V200H161ZM202 201V200H201ZM221 201V200H220ZM219 201V202H220ZM238 202V203H236L235 205L233 204V202ZM240 201V202H239ZM76 202H78V201H76ZM76 202H75V205H76ZM186 203H188L187 201H185ZM190 202V201H189ZM222 202V203H223ZM74 203V202H73ZM81 203V202H80ZM142 203V202H141ZM153 203V202H152ZM158 203H160V202H158ZM227 203V202H226ZM100 204V203H99ZM139 204V203H138ZM185 204V203H184ZM203 204V203H202ZM74 205V206H75ZM82 205H83V203H82ZM105 205L103 206V207H105ZM160 205V204H159ZM87 206V205H86ZM85 206V207H86ZM100 206V205H99ZM131 206H132V204H131ZM145 206V205H144ZM182 205H180L179 206V209H180V207H181ZM230 206H228V208L230 207ZM82 207V206H81ZM84 207V206H83ZM89 207V206H88ZM87 207V208H88ZM95 207V206H94ZM141 207V206H140ZM185 207H186V205H185ZM184 207V208H185ZM234 207V208H233ZM144 208V207H143ZM147 208V207H146ZM150 208V207H149ZM177 208V207H176ZM190 208V207H189ZM194 208V207H193ZM213 208V207H212ZM220 208V207H219ZM222 208V207H221ZM101 209V208H100ZM99 209V210H100ZM131 209H132V207H131ZM130 209V210H131ZM163 209V208H162ZM168 209V208H167ZM178 209V210H179ZM183 209V208H182ZM186 209H188V208H186ZM78 210H80V209H77V211ZM169 210V209H168ZM175 210V209H174ZM185 210V209H184ZM184 210H180V211H178V213H169V214H167V213H164V214H167L165 217H163V215H162V220L164 221V219H165V223L164 222H161V223H163L162 225H161V229H162V227H164L165 225H167V227H168V225H169V227L171 228L172 227V229L170 230V232L169 233H171L172 231H173V229H174V231H176V230H178L179 229V231H178V235L173 231V233H175V236L177 235V236H180L179 235V233L181 232L180 231V226H177L180 222L181 223H183L184 221H181V219L182 220H186V218H184V214H185V212H184ZM85 211V210H84ZM88 211V210H87ZM153 211H155L154 209H153ZM171 211V210H170ZM184 212V214H182L183 212ZM214 211V210H213ZM212 211V212H213ZM217 211V210H216ZM79 213H81L80 211H78ZM78 212H77V214H78ZM169 212V211H168ZM180 212V213H179ZM189 212V211H188ZM191 212H193V211H191ZM197 212V211H196ZM202 212V211H201ZM215 212V211H214ZM225 212V211H224ZM228 212V211H227ZM234 212V213H235ZM76 213V212H75ZM161 213H162V211H161ZM204 213V212H203ZM202 213V214H203ZM59 214V213H58ZM92 214V213H91ZM94 214V213H93ZM129 214V215H128ZM137 214V213H136ZM135 214V215H136ZM146 214V213H145ZM158 214V213H157ZM180 214H182V216L180 215ZM188 214V213H187ZM186 214V215H187ZM192 214V213H191ZM212 214V213H211ZM79 215H81V214H79ZM85 215V214H84ZM133 215V214H132ZM151 215V214H150ZM170 215V216H169ZM185 215V216H186ZM189 215V214H188ZM188 215L186 216V217H188ZM193 215V214H192ZM205 215V214H204ZM234 215V214H233ZM236 215V214H235ZM246 215V214H245ZM82 216H83V214H82ZM93 216V215H92ZM147 216V215H146ZM152 216V215H151ZM158 216H160V215H158ZM168 216H169V218H168ZM202 216V215H201ZM206 216V215H205ZM211 216V215H210ZM230 216V215H229ZM70 217V216H69ZM75 217V216H74ZM97 217V218H96ZM99 217V218H98ZM150 217V216H149ZM182 217V218H181ZM214 217V216H213ZM235 217V216H234ZM21 218V217H20ZM82 218V217H81ZM93 218V219H92ZM94 218H96V219H99L98 221H96V219H95V221H94ZM131 218V219H130ZM137 218V219H136ZM146 218V219H145ZM190 218V217H189ZM193 218V217H192ZM195 218H197V217H195ZM204 218V217H203ZM210 218V217H209ZM232 218V217H231ZM254 218V217H253ZM69 219V218H68ZM92 219V220H91ZM153 219V218H152ZM161 219V218H160ZM191 219V218H190ZM244 219V218H243ZM194 220V219H193ZM192 220V221H193ZM209 220V219H208ZM252 220V219H251ZM260 220V219H259ZM83 221V222H82ZM188 221V220H187ZM243 221V220H242ZM245 221H246V218H245ZM253 221V220H252ZM50 222V221H49ZM149 222V221H148ZM191 222V221H190ZM264 222V221H263ZM38 223V222H37ZM58 223V222H57ZM117 223H118V225H117ZM180 223V224H181ZM243 223V225L240 227V225L241 224H239V228H237V225H236V229H235V225H233L232 226V230H231V228H230V230H231V232L232 231H234L233 233H235V235L237 234L238 236L239 235H245L246 236V230H244V229H247L246 228V226H245V224H247V223H244V222H242ZM253 223V222H252ZM261 223H262V221H261ZM36 224V223H35ZM51 224V223H50ZM63 224V223H62ZM87 224H88V227H87ZM116 224V225H115ZM165 224V225H164ZM192 224V223H191ZM200 224V223H199ZM202 224V223H201ZM234 224V223H233ZM238 224V223H237ZM260 224V223H259ZM10 225V224H9ZM52 225V224H51ZM55 225H56V223H55ZM65 225V224H64ZM158 225V224H157ZM190 225V224H189ZM194 225V224H193ZM232 225V224H231ZM13 226V225H12ZM22 226V225H21ZM118 226H120L119 228H118ZM139 226V227H138ZM151 226V225H150ZM192 226V225H191ZM190 226V227H191ZM200 226V225H199ZM250 226V225H249ZM260 226V225H259ZM42 227V226H41ZM44 227V226H43ZM42 227V228H43ZM49 227V226H48ZM54 227V226H53ZM52 227V228H53ZM116 227V228H115ZM138 227V228H137ZM166 227V226H165ZM164 227V228H165ZM168 227V228H169ZM178 227V228H177ZM198 227V226H197ZM244 227V228H243ZM19 228H20V226H19ZM41 228V229H42ZM56 228V227H55ZM63 228V227H62ZM65 228V227H64ZM163 228V230H165ZM167 228V229H168ZM175 228H177L176 230H175ZM250 228H252V226L250 227ZM254 228V227H253ZM264 228V227H263ZM134 229V231L137 233H139V229L138 230H135ZM198 229V228H197ZM238 229V230H237ZM10 230V229H9ZM39 230V229H38ZM43 230H45V229H43ZM118 230V231H117ZM140 230H142V229H140ZM160 230V229H159ZM236 230V231H235ZM255 230H258V228L257 229H255ZM259 230H261V229H259ZM259 230L257 231L258 233H259ZM24 231V230H23ZM47 231V230H46ZM51 231V230H50ZM54 231V230H53ZM86 231V232H85ZM114 231V232H113ZM131 231V232H130ZM143 231H144V229H143ZM148 231V230H147ZM223 231V230H222ZM225 231V230H224ZM249 231V230H248ZM11 232V231H10ZM9 232V233H10ZM63 232H64V230H63ZM165 231H162L161 233H159V234H161V235H163L164 234V237H163V240H164V238L166 237L167 238V240H169V237H171V236H169L168 234H165L164 233ZM177 232V231H176ZM200 232V231H199ZM198 232V233H199ZM230 232V235H232L233 233H231ZM251 232V231H250ZM256 232V233H257ZM26 233V232H25ZM45 233V232H44ZM65 233V232H64ZM91 233V232H90ZM135 233V234H136ZM144 233V232H143ZM163 233V234H162ZM173 233H171V234H173ZM182 233V232H181ZM190 233H191V231H190ZM194 233V232H193ZM192 233V234H193ZM196 233V232H195ZM220 233V232H219ZM227 233V232H226ZM257 233V234H258ZM2 234V233H1ZM6 234V233H5ZM8 234V233H7ZM56 234V233H55ZM88 234V233H87ZM154 234V233H153ZM156 234V233H155ZM200 234V233H199ZM202 234V233H201ZM209 234V233H208ZM215 234H217V233H215ZM214 234V235H215ZM254 234V233H253ZM256 234V235H257ZM4 235V234H3ZM10 235V234H9ZM45 235V234H44ZM90 235H93V234H90ZM96 235V234H95ZM167 235H168V237H167ZM182 235V234H181ZM184 235V234H183ZM182 235V236H183ZM213 235V234H212ZM224 235V234H223ZM227 235H229V234H226V236H224V237H229L230 238V236H227ZM263 235V234H262ZM103 236H105V237H103ZM122 236H123V234H122ZM126 236H125V238H126ZM131 236V235H130ZM138 236V235H137ZM173 237H174V235H172ZM208 236H210V235H208ZM233 236H234V234H233ZM11 237V236H10ZM43 237V236H42ZM42 237H41V239H42ZM96 237V236H95ZM98 237V236H97ZM121 237V236H120ZM136 237V236H135ZM188 237V236H187ZM212 237V236H211ZM211 237H209V238H211ZM215 237V236H214ZM236 237V236H235ZM260 237V236H259ZM263 237V236H262ZM7 238V237H6ZM90 238V237H89ZM91 238H92V236H91ZM119 238V237H118ZM125 238H123V239H125ZM137 238V237H136ZM145 238V237H144ZM151 237L149 236V239H150ZM159 238V237H158ZM165 238V239H166ZM172 238V237H171ZM170 238V239H171ZM185 238H186V236H185ZM196 238V237H195ZM208 238V239H209ZM213 238V237H212ZM210 239V242H209V246L210 247H215L216 246V244L217 243H215L214 244V242L213 241H215V240H213V239ZM224 239V242L226 243V241L225 240H227V239ZM240 238V237H239ZM241 238H243V237H241ZM255 238H257V237H255ZM255 238L253 239V240H255ZM10 239V238H9ZM40 239V240H41ZM81 239V238H80ZM86 239H88V238H86ZM128 239H131V238H128ZM134 239V238H133ZM155 239V238H154ZM179 240V239H181V240H183L184 238H179V237H176V240ZM202 239V238H201ZM222 239V238H221ZM220 239V240H221ZM49 240V239H48ZM112 240V241H113ZM122 240V239H121ZM138 240H140V239H138ZM145 240V239H144ZM155 240H157V239H155ZM173 240V239H172ZM172 240H169V241H171L172 242ZM175 240V239H174ZM181 240H179V245H178V243H176L177 241H175V243H176V246L178 245V246H180V241ZM186 240V239H185ZM191 240V239H190ZM196 240H197V238H196ZM199 240V239H198ZM203 240V239H202ZM207 240V239H206ZM232 240V239H231ZM230 239H228L227 240V244H228V241H229V243L230 242H233L234 243V241H231ZM235 240V239H234ZM241 240V239H240ZM240 240H238L239 242L238 243H240L241 241ZM119 241V240H118ZM117 241V242H118ZM123 241V240H122ZM125 241H127V238H126V240ZM130 241V240H129ZM136 241V240H135ZM159 241V240H158ZM165 241V240H164ZM168 241V242H169ZM208 241V240H207ZM243 241V240H242ZM248 241V240H247ZM63 242V241H62ZM93 242V241H92ZM193 242V241H192ZM200 242V241H199ZM215 242H217V241H215ZM222 242H223V240H222ZM236 242V241H235ZM250 242V241H249ZM253 242H255V241H253ZM45 243V242H44ZM57 243V242H56ZM58 243H59V241H58ZM85 243V242H84ZM83 243V244H84ZM120 243V242H119ZM129 243V242H128ZM127 243V244H128ZM131 243V242H130ZM140 243V242H139ZM158 243V242H157ZM163 243V242H162ZM174 243V242H173ZM182 243V242H181ZM233 243L230 245H228L230 248H231V246L233 247ZM244 243V242H243ZM248 242H246V244H247ZM42 244V243H41ZM40 244V245H41ZM53 245V247H54V244L55 243H52ZM72 244V245H71ZM113 244V243H112ZM123 244L124 243H122V246H123ZM183 244V243H182ZM197 244H199V243H197ZM220 244L221 243H218V246L220 247ZM237 244V243H236ZM241 244V243H240ZM246 244H244V245H246ZM250 244V243H249ZM248 244V245H249ZM251 244H252V242H251ZM71 245V246H70ZM76 245V244H75ZM82 245V244H81ZM126 245V244H125ZM141 245V244H140ZM147 245V244H146ZM171 245V244H170ZM173 245V244H172ZM175 245V244H174ZM247 245V246H248ZM254 245V244H253ZM46 246V245H45ZM48 246H49V244H48ZM48 246H46V247H48ZM58 246V245H57ZM60 246V245H59ZM79 246H80V244H79ZM85 246V245H84ZM113 246V245H112ZM121 246V247H122ZM134 246V245H133ZM175 246V247H176ZM177 246V247H178ZM194 246V245H193ZM202 246V245H201ZM222 247H223V245H221ZM227 246V245H226ZM227 246V247H228ZM236 246V245H235ZM235 246H234V248L233 249H235L236 250V248H235ZM240 246V245H239ZM247 246H245L246 248H247ZM251 246V245H250ZM255 246V245H254ZM257 246V245H256ZM38 247V246H37ZM45 247V248H46ZM69 247V248H68ZM83 247V246H82ZM124 247V246H123ZM144 247H146V246H142V247H138V248H136L137 250H139L140 252L142 251H144L143 252V255L144 256H142L141 255V253L139 254V251H138V254H139V256H140V260L141 259H145V258H147L148 259V261L149 260H151V258L149 259V255H146V250H145V248ZM167 247V246H166ZM184 247V246H183ZM217 247V246H216ZM243 247V246H242ZM242 247L240 246L239 248L241 249H239L240 250V252H242ZM27 248V247H26ZM68 248V249H67ZM127 248V247H126ZM143 248V249H142ZM161 248V247H160ZM164 248V247H163ZM172 248V247H171ZM199 248H200V245H199ZM207 248H209L208 247V245H207ZM224 248V247H223ZM230 248H227V249H230ZM246 248H244L245 250H246ZM39 249H40V247L38 248V250H37V248L35 249V250H37V255H39V256H41L42 257V255H41V253H40V251L42 250H40L39 251ZM53 249V248H52ZM75 249V248H74ZM81 249H83V248H81ZM88 249V248H87ZM121 249H123V248H121ZM175 249V248H174ZM180 249V248H179ZM195 249H197V247L195 248ZM220 249V248H219ZM227 249H225V250H227ZM232 249V248H231ZM232 249V250H233ZM237 249H238V246H237ZM243 249V250H244ZM254 250L255 249V247L254 248H250V251H249V249H247L248 250V252H247V250L245 251L246 252V254H245V252L243 253V254H245V259L249 256L248 254H251V256H252V252H253V254H255L254 253V251H252V250ZM54 250V249H53ZM52 250V251H53ZM71 250H73V249H71ZM71 250H70V252H71ZM85 250H86V248H85ZM92 250V249H91ZM106 250V249H105ZM113 251L115 250V249H112ZM151 250V249H150ZM157 250V249H156ZM200 250V249H199ZM239 250H238V252H239ZM257 250V249H256ZM263 250V249H262ZM38 251H39V253H38ZM43 251H48V248L47 249H43L42 250V252ZM93 251V250H92ZM118 251H119V249H118ZM155 251V250H154ZM160 251H162V250H160ZM179 251V250H178ZM177 251V252H178ZM198 251V250H197ZM211 251V250H210ZM220 251V250H219ZM218 251V252H219ZM237 251V250H236ZM74 252V251H73ZM75 252H77V250L75 251ZM75 252L73 253L74 254V256H73V258H75V259H77V261H80L81 259H82V257L81 258H79L78 256H76V254H75ZM90 252V251H89ZM94 252V251H93ZM116 252V251H115ZM124 251L122 250V252H120V253H123ZM159 252V251H158ZM187 252H188V250H187ZM216 252V251H215ZM222 252H223V250H222ZM233 252V251H232ZM249 252H251V253H249ZM78 253V252H77ZM91 253V252H90ZM104 253V252H103ZM109 254L108 255H110V256H105L106 255V253H104L105 255H102L103 257H99L98 256V254L96 255L95 253H93V256H91V257H93V258H91V262L90 261H86V263H84V264H132V261H136L137 260V258H139V257H137L136 255L137 254H135V258H134V256L133 257H131V256H129V257H131V259H132V261H130V258L128 257L127 259H129V263L127 262V260H126V258H124V257H122V258H117V259H113V256L114 257H116L115 255H113V254H111L112 253V251H111V249H110V252H108ZM131 253V252H130ZM130 253H128V254H130ZM136 253V252H135ZM145 253V254H144ZM149 253V252H148ZM152 253V252H151ZM161 253V252H160ZM159 253V254H160ZM168 253V252H167ZM170 253V252H169ZM174 253H175V251H174ZM173 253V254H174ZM193 253V252H192ZM45 254V253H44ZM50 254V253H49ZM56 254L55 255H52V254H50V255H46L45 256V258H46V260L47 259H49V262H47L46 261V263H48V264H53V263H50V262H52L53 260H55L54 258L55 257H53V256H56ZM79 254V253H78ZM126 254V253H125ZM154 254V253H153ZM172 254V253H171ZM172 254V255H173ZM232 254V253H231ZM69 255V254H68ZM88 255V254H87ZM100 255V254H99ZM117 255V254H116ZM118 255H120V254H118ZM117 255V256H118ZM127 255V254H126ZM131 255H132V253H131ZM155 255V254H154ZM163 255H164V253H163ZM171 255V256H172ZM205 255V254H204ZM211 255V254H210ZM215 255V254H214ZM220 255V254H219ZM234 255V254H233ZM233 255H231V256H233ZM257 255H258V253H257ZM83 256H84V254H83ZM97 256V257H96ZM101 256V255H100ZM148 256V257H147ZM160 256V255H159ZM166 256H167V254H166ZM207 256V255H206ZM251 256H249V257H251ZM256 255H253V257H255ZM44 257V256H43ZM53 257V258H52ZM85 257V256H84ZM112 257V258H111ZM119 257V256H118ZM137 257V258H136ZM143 257V258H142ZM201 257V256H200ZM63 258V259H62ZM174 258V257H173ZM186 258V257H185ZM195 258V257H194ZM230 258V257H229ZM257 258V257H256ZM57 259V258H56ZM74 259V260H75ZM88 259V258H87ZM163 259V258H162ZM171 259V258H170ZM190 259V258H189ZM188 259V260H189ZM215 259V258H214ZM219 259V258H218ZM223 259V258H222ZM254 259V258H253ZM252 259V260H253ZM44 261H45V259H43ZM51 260V261H50ZM63 260V261H64ZM86 260V259H85ZM84 260V261H85ZM167 260V259H166ZM176 260V259H175ZM192 260H194V259H192ZM220 260V259H219ZM236 260V259H235ZM44 261H43V264H45L44 263ZM57 261V260H56ZM73 261V260H72ZM100 262V263H97V262ZM145 261V260H144ZM159 261V260H158ZM169 261V260H168ZM173 261V260H172ZM197 261V260H196ZM233 261V260H232ZM248 261H249V258H248ZM30 262V261H29ZM60 262V261H59ZM81 262V261H80ZM138 262V261H137ZM137 262H135L136 264H137ZM209 262V261H208ZM216 262V261H215ZM235 262V261H234ZM239 262V261H238ZM259 262V261H258ZM17 263V262H16ZM21 263V262H20ZM19 263V264H20ZM67 263V262H66ZM76 263V262H75ZM144 263V262H143ZM188 263H190V262H188ZM192 263H193V261H192ZM251 263V262H250ZM260 263V262H259ZM263 263V262H262ZM57 264V263H56ZM64 264V263H63ZM78 264V263H77ZM80 264V263H79ZM138 264H140V263H138ZM174 264V263H173ZM175 264H176V262H175ZM178 264V263H177ZM182 264V263H181ZM195 264V263H194ZM209 264V263H208ZM233 264V263H232ZM245 264V263H244ZM246 264H247V262H246ZM249 264V263H248ZM252 264V263H251Z\"/></svg>","mask_w":264,"mask_h":264}]
</instances>
